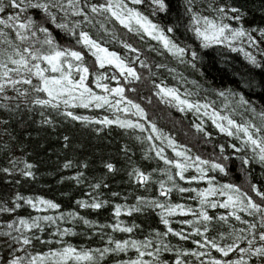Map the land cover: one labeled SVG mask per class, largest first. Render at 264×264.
I'll return each mask as SVG.
<instances>
[{
  "label": "snow or ice",
  "instance_id": "obj_1",
  "mask_svg": "<svg viewBox=\"0 0 264 264\" xmlns=\"http://www.w3.org/2000/svg\"><path fill=\"white\" fill-rule=\"evenodd\" d=\"M144 4L145 0H0V109L10 114L9 119L24 105L29 112L37 107L40 109V123L43 125L55 126L56 121L45 115V110L50 109L74 122L100 125L101 127L94 129L98 133L103 126L111 125L125 130L139 129L141 132H149L145 138L150 142L145 153L146 158L148 153L154 152L159 160L169 166L160 169L167 181H157L159 196L164 197L163 201L136 196V204L124 206L128 215L145 209L159 210L157 214L164 231L154 230V236L145 237L143 240L117 239L102 233L100 238L104 242L99 247L74 246L64 239L70 234L75 235L74 229L61 227L62 224L79 221L85 226L97 227L78 212L17 216L0 222V264H103L106 257L121 254L127 256L129 251H134L135 256L114 260L113 264H264V185L249 183L245 190L241 185L224 183L217 180V175H210L215 173L228 176L231 158L235 157L241 162L246 176L251 175L248 166L252 164L259 165L261 175L264 176V108L257 112L249 99L230 89H204L205 92H215L225 99L231 96L236 108L252 114V119L238 122L217 111L213 102L207 101V97L203 102L201 99H191L194 95L198 96V92L185 89L182 95L177 87L168 86L163 81H152L155 96L160 102L176 107L181 113L191 111L202 114L211 120L219 133L240 142L239 145L227 144V148L233 150L231 153L226 152L224 143L217 145L219 152L215 159L193 156L190 154L191 149L177 145L171 136L165 135L154 122L148 121L146 109L125 94L126 91L136 90L129 89L127 84L141 79L135 67L136 63L149 74L155 73L152 72L149 61L140 58V48L117 35L119 26L140 41L150 38L160 46L158 48L150 45L152 51L159 55L167 53L194 71H199L198 62L202 60L200 49L213 45H224L233 52H241L254 68L264 70V26L245 27L246 13L231 0H200V3L197 0H184L187 22L178 15L174 22L163 25L150 16L160 13L168 16L171 12L169 0H148V15L141 10L140 6ZM181 27L186 32H191L193 40L198 43L178 42L174 36ZM89 29H95L96 35ZM54 30H60L80 48L59 43ZM112 41L118 43L125 50V54L111 50L107 45ZM87 54L94 58L92 71L96 74L92 82L103 94L93 91L86 83L91 74L85 62ZM106 65L114 67L118 72L114 71L111 77L106 76ZM155 67L167 68L170 73L176 71L165 64L157 63ZM74 73L78 78H74ZM121 78L127 84L122 83ZM175 78L188 82L182 74ZM106 79L117 81L116 86L104 83ZM261 84L264 86V82ZM148 103H151L150 98ZM105 106L114 110L113 118L107 115L100 118L80 115L71 110L74 107L102 109ZM236 108L232 111L235 112ZM119 113L136 119L121 118L117 115ZM255 117L259 118V122ZM141 121H148V126ZM0 123L7 124L8 120H0ZM192 127L204 138L212 136V132L205 128L203 120L199 123L193 122ZM63 139L67 147L69 137L64 136ZM136 139L141 137L137 136ZM165 141L166 147L171 148L175 154L173 158L165 154ZM123 150L127 152V146ZM18 163H23V167L17 168ZM10 164L11 167L2 169L5 174L11 175L13 171H17L23 178H35L33 164L16 159L11 160ZM71 164V161H66L63 167L69 168ZM104 166L108 171H114L113 163L109 162ZM81 167L86 169L88 165L82 162ZM190 168H195L196 174L186 176L185 172ZM83 175V172L78 171L71 179L81 183ZM129 176L134 177L142 186L152 179L151 174L139 168H133ZM178 181H187L189 184L206 181L207 187H184ZM91 187L98 189L101 184L97 182ZM174 190L178 193H195L190 198L198 201L197 207L171 202ZM112 195L116 196L118 193L113 192ZM76 203L81 209H100L108 201L93 197L91 201L81 199ZM25 205L37 213H47L61 207L59 203L42 196L16 193L11 206H0V213L11 214ZM217 208L225 209L226 214H209V209ZM121 211L122 205L116 204L115 216L119 217ZM176 215L192 217L177 221L178 224L187 226L190 232L185 227H172L170 217ZM229 217L238 222L240 227L229 224V231L219 232V238L208 235L214 220L228 224ZM46 227L54 228L47 240L42 238ZM104 227L131 234L139 225L133 223L131 226H122V222L117 220L111 225H100L97 230ZM192 234L201 237L192 239L195 248L174 245L167 239L171 235L179 241H188ZM51 237H55V240ZM34 242H54L59 247L49 248L44 252L33 251ZM213 252L219 255H213ZM162 253L172 254L174 258L164 259Z\"/></svg>",
  "mask_w": 264,
  "mask_h": 264
},
{
  "label": "trees",
  "instance_id": "obj_2",
  "mask_svg": "<svg viewBox=\"0 0 264 264\" xmlns=\"http://www.w3.org/2000/svg\"><path fill=\"white\" fill-rule=\"evenodd\" d=\"M171 4V12L168 16L160 13L157 16H150L154 21L163 24H171L179 15L184 17L185 23L187 17L184 15V0H169ZM233 4L240 7L245 13V27L264 26V0H231ZM200 3V0H197ZM141 10L146 15L150 13L148 7V0L145 4L140 6ZM54 28V26H53ZM93 35H96L95 29H89ZM57 40L62 45H72L77 49L79 45H75V41L70 39L67 35L60 30H54ZM117 35L121 39H125L133 43L141 50V57L150 60L152 65V72L155 75L149 74L142 76L141 80L133 81L127 84L126 81L121 80L122 83L127 84L129 89L135 88V91H126V95L137 103H140L148 113V121L154 122L158 129L165 135L171 136L179 146H186L191 149V155H200L204 159H215L218 155L219 149L217 145L224 143L226 152L231 153L233 150L227 148L228 143H237L239 141L229 138L226 135L219 133L214 126L211 125L210 119L202 114H194L191 111L181 113L172 105L160 102L159 98L155 96V89L152 81L177 87L183 95L184 90L188 89L192 92H198V96H192L191 99H201L207 97L208 102H213V107L224 115H231L233 108L236 105L233 98L229 96L227 99L219 97L215 92H205L204 89L214 88L216 90L230 89L239 92L249 99L250 102L256 107L257 112L264 108V70L254 68L245 59L243 53L233 52L224 45H213L210 48L200 49L202 60L198 62L199 71H194L187 65L180 64L176 59L169 54L158 56L155 51L151 50L139 40L138 37L131 33H126L125 30L117 26ZM174 38L178 42L185 43H198L192 38L191 32H186L183 27L179 28ZM109 48L118 52H122V47L112 41L107 45ZM159 48L160 46L157 45ZM254 51L252 49H248ZM86 51V50H85ZM259 59V56H258ZM93 57L90 54L86 55L85 62L89 66ZM165 64L168 68H174L176 71L170 73L167 68L157 69L155 65ZM107 68V65L105 66ZM103 72L104 70L97 69ZM90 76L86 83L93 91L98 88L92 83L95 71L90 69ZM118 72V70H117ZM182 74L187 78V83L179 81L175 77ZM107 76V74L105 73ZM74 78H78L75 76ZM196 81V84L191 83ZM104 82V81H103ZM251 86H247L248 84ZM112 85L116 86L113 82ZM197 84L199 87H197ZM151 103H148V99ZM228 105L226 108L225 105ZM85 108L74 107L75 113L85 115L83 113ZM237 117L239 122L244 119H252V114L244 112L242 108H238ZM88 113V109H85ZM237 110V108H236ZM40 109L34 108L31 112L27 111V107L21 105V109L12 115L9 119V113L0 109V120H8L7 124L0 123V206H11L12 198L16 193L24 196H42L45 199L53 200L61 205L58 210H49L47 213H37L29 206L25 205L16 212L0 213V222L6 221L17 216H35L43 214H59L67 213L68 211H76L81 216L94 222L97 227L100 225H111L117 222H122V226H131L133 223L139 225L134 228L133 233H123L119 230L113 231L110 227H104L97 230V227H89L83 225L82 222L74 221L71 223L62 224L61 227H70L75 231V235H68L64 237L65 241L73 244L74 246L84 247H99L104 241L100 236L102 233L110 234L117 239L133 238L143 240L145 237L154 236V230L164 231L165 228L160 222L158 211L152 209H145L141 212H133L131 215L127 214L124 206H132L136 204V196H144L148 198H157L163 201L164 197L159 196V180L167 181V177L161 173V168H166L163 161L153 153H148L146 158L149 143L145 138L149 132H141L139 129H121L117 125L103 126L102 131L99 133L94 129L101 127L100 125H88L80 122H74L70 118L66 119L58 115L56 112L48 109L45 110V115L51 116L55 121V126L43 125L40 123ZM94 116L98 118L103 115L113 118L114 110L108 109L105 106L102 109H93ZM235 113V112H234ZM236 114V113H235ZM121 118L136 119L133 116L119 113ZM235 117V116H234ZM235 117V118H236ZM259 122V118L255 117ZM200 120L204 121L205 128L212 132L210 138H204L201 133H197L195 128L192 127L193 122L199 123ZM148 121H141L148 126ZM155 135V134H153ZM64 136H68L67 147H65ZM140 136L141 139H136ZM207 139V142L205 140ZM159 144V141H155ZM127 146L128 151L123 149ZM165 154L169 158H173L175 154L171 148L166 147L165 141ZM250 154V153H249ZM16 159L17 161H26L34 165L33 171L35 178H23L19 172L13 171L11 175L5 174L2 169L11 167L10 161ZM232 163L229 165V175L223 176L222 174L210 173V175H217V180L228 183H236L241 185L245 190L248 189L249 183H256L264 185V176L261 175L259 165L252 164L248 166L251 172L250 176H246L242 170L241 162L235 157H232ZM66 161H71V167L64 168L63 165ZM82 162H86L88 167L85 169L81 167ZM113 163L114 171H108L104 166L106 163ZM23 163H18L17 168H22ZM133 168H139L146 173L151 174V181L145 185H140L134 177H130L129 173ZM155 170V171H154ZM83 172L81 178L82 182L77 183L71 177H74L77 172ZM196 174L195 168H190L185 172V175ZM178 179V178H177ZM19 181V183H17ZM100 182V188H92L91 185ZM184 187H207L206 181L192 182L178 181ZM107 185V187H104ZM118 193L113 196L112 193ZM254 195V194H253ZM195 193L186 192L178 193L175 190L171 194V202L184 203L193 208L197 207L198 201L191 199ZM95 197L98 200H106L107 204L103 205L100 209L84 208L81 209L77 205V200L91 201ZM219 199V197H217ZM258 199V198H257ZM122 205L121 215L115 216V205ZM210 215L226 214L225 209H209ZM191 219L192 217H184L176 215L170 217L172 220V227L179 229L185 227L186 231L190 232L187 226H182L177 223L180 219ZM229 224L240 227L239 223L233 218L229 217V223L225 224L222 221L214 220L210 227L209 236H217L219 232L229 231ZM54 231L53 227H46L42 238L47 240L50 234ZM55 240V237H51ZM167 239L172 244H179L185 248H195L191 241L192 239H201L195 234L191 235L188 241H179L178 238L169 236ZM59 245L55 244H41L34 242L33 251L44 252L49 248H56ZM213 255H219L213 252ZM135 252L129 251L127 256H108L103 264H113L114 260L127 259L134 257ZM147 258V257H145ZM162 258L172 259V254L162 253Z\"/></svg>",
  "mask_w": 264,
  "mask_h": 264
},
{
  "label": "bare ground",
  "instance_id": "obj_3",
  "mask_svg": "<svg viewBox=\"0 0 264 264\" xmlns=\"http://www.w3.org/2000/svg\"><path fill=\"white\" fill-rule=\"evenodd\" d=\"M205 14H207V13H205ZM142 42V44H144V45H146V46H148V47H150V45L151 46H155V47H157V43L155 42V41H152L150 38H145V41H141ZM111 49V48H110ZM111 50H114V49H111ZM116 51V50H115ZM118 52V51H117ZM121 54L123 55V54H125V50H123L122 52H121ZM155 54H157V52L155 51ZM158 56H160L159 54H158ZM141 59H144L143 57H140ZM94 59V58H93ZM92 61L93 60H91L90 61V65H89V68L92 70ZM148 61H150V60H148ZM135 67L137 68V70H138V72L140 73V75H141V77L142 76H144V75H147V71L145 70V69H143V68H140V66H139V64L138 63H136V65H135ZM106 69H108L107 70V72H105L106 74H107V76L108 77H111V75L113 74V72L115 71V72H117V70L116 69H114V67H112V66H108L107 65V68ZM101 70H104V69H101ZM105 71V70H104ZM145 77V76H144ZM143 77V78H144ZM143 78H141V79H143ZM140 79V80H141ZM121 80H122V78H121ZM92 81H93V79H92ZM114 83L115 85L117 84V81H114V80H111V79H106L105 81H104V83H108V84H110V86H113L114 87V85H112L111 83ZM93 83V82H92ZM94 84V83H93ZM95 85V84H94ZM95 92H97L98 94H103V91L101 90V89H98L97 91H95ZM93 109H95L94 107L93 108H88V113L86 112V110L84 109V111H83V113H85V115H90V116H93V113H92V111H93ZM238 111H239V109L237 108V110L235 111V113L233 112V111H231V118H233V119H235V120H237L238 121V116L240 115V113L238 114ZM236 115H237V117H236ZM98 116H101V114L100 115H98ZM97 116V117H98ZM104 116V115H103ZM102 116V117H103ZM236 118H235V117ZM239 122V121H238ZM210 123H211V125L212 126H214L213 124H212V122L210 121ZM215 127V126H214Z\"/></svg>",
  "mask_w": 264,
  "mask_h": 264
},
{
  "label": "rangeland",
  "instance_id": "obj_4",
  "mask_svg": "<svg viewBox=\"0 0 264 264\" xmlns=\"http://www.w3.org/2000/svg\"><path fill=\"white\" fill-rule=\"evenodd\" d=\"M234 26H235V24H234Z\"/></svg>",
  "mask_w": 264,
  "mask_h": 264
}]
</instances>
